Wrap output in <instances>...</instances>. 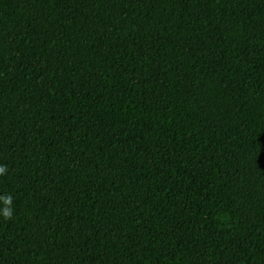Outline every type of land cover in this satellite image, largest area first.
Masks as SVG:
<instances>
[{"label":"trees","instance_id":"1","mask_svg":"<svg viewBox=\"0 0 264 264\" xmlns=\"http://www.w3.org/2000/svg\"><path fill=\"white\" fill-rule=\"evenodd\" d=\"M0 264H264V0H0Z\"/></svg>","mask_w":264,"mask_h":264},{"label":"clouds","instance_id":"2","mask_svg":"<svg viewBox=\"0 0 264 264\" xmlns=\"http://www.w3.org/2000/svg\"><path fill=\"white\" fill-rule=\"evenodd\" d=\"M8 171V166L0 164V176H4ZM13 196L11 194L0 195V218L10 220L13 217Z\"/></svg>","mask_w":264,"mask_h":264}]
</instances>
